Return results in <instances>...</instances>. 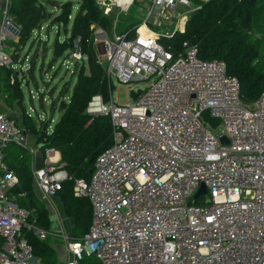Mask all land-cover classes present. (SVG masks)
Here are the masks:
<instances>
[{
  "label": "built area",
  "instance_id": "built-area-1",
  "mask_svg": "<svg viewBox=\"0 0 264 264\" xmlns=\"http://www.w3.org/2000/svg\"><path fill=\"white\" fill-rule=\"evenodd\" d=\"M97 1L112 17L136 6L138 25L117 34L113 19L112 37L96 25L95 43L111 83L115 77L131 94L147 82L149 90L138 101L119 102L113 88L108 100L96 94L88 103L92 117L110 116L115 140L97 156L88 180H74L92 219L82 237L65 236L66 264L90 254L102 264H264V91L246 104L225 61L200 58L189 41L178 51L162 42L184 33L204 0ZM10 5L0 0V65L24 70L7 49L21 30ZM85 58L78 48L71 57ZM206 111L220 119L218 126L204 119ZM27 137L0 102V264H38L23 230L41 239L49 234L29 222L33 210L15 202L18 178L3 161L4 147L26 146ZM47 154L34 171L44 198L73 180ZM202 184L207 190L195 198Z\"/></svg>",
  "mask_w": 264,
  "mask_h": 264
},
{
  "label": "trees",
  "instance_id": "trees-1",
  "mask_svg": "<svg viewBox=\"0 0 264 264\" xmlns=\"http://www.w3.org/2000/svg\"><path fill=\"white\" fill-rule=\"evenodd\" d=\"M10 12L21 27L18 44L27 43L33 32L49 21L48 29L54 25L58 27L53 43V60L71 58L77 48L86 56L75 63L73 73H77V81L72 92L67 94L69 83H66L58 96L54 95L56 88L49 93L51 113L62 112L51 129L49 125L38 124L24 104L22 85L24 81L37 82L34 71L38 53L30 58V67L26 70L0 65V98L8 106L15 103L23 106L21 122H17L28 134L38 137L44 150L54 148L60 151L61 162L73 177V180L63 183L57 194L63 200L67 215L74 220L71 238L77 239L89 230L92 208L87 198L75 195L74 180H88L97 156L115 140L110 116L92 117L86 112L94 95L101 94L108 100L114 88L104 64L99 61L95 43V26L109 29L113 17L97 0H11ZM61 29L65 30L64 38L60 37ZM184 41L198 44L202 59L225 61L227 73L239 79L244 103L250 104L260 97L264 91V0H208L201 3V8L189 18L184 33L178 32L162 40L166 47L172 46L175 51L182 49ZM17 46L13 52L14 61L24 63L18 59L20 51ZM12 77L15 78L14 83L11 82ZM1 108L7 112L2 105ZM215 119L219 124L220 119ZM3 161L18 178L11 189L15 202L33 210L29 222L49 232L47 238L41 239L33 230L24 228V236L32 244L37 257H42L45 264H54L52 254L56 250L50 240L49 211L34 189L31 154L24 146L10 142L4 147ZM81 264L102 263L95 254H90L83 257Z\"/></svg>",
  "mask_w": 264,
  "mask_h": 264
},
{
  "label": "rangeland",
  "instance_id": "rangeland-1",
  "mask_svg": "<svg viewBox=\"0 0 264 264\" xmlns=\"http://www.w3.org/2000/svg\"><path fill=\"white\" fill-rule=\"evenodd\" d=\"M208 0H204L206 2ZM77 9H75L76 12ZM136 6H133L130 9V13H124L121 12L117 15V13L114 14L113 19L114 21L118 20V25L116 28L117 34H120L122 32H125L127 30H130L133 25L138 24L141 19L134 15L133 13L136 11ZM154 24L157 22L156 20L153 21ZM152 20L149 21L150 24H153ZM50 25L49 21H46L43 23V25L35 30L32 34V37L29 39V41L25 44H18L19 38L17 40L11 39L7 43V49L9 51H15V47L17 45L19 48V55L18 59L20 61L24 60L25 68L30 67V58L35 54V52L38 53L36 56V67H35V75H36V81H31L27 83V81L23 82L22 89L24 93V104L26 108L28 109L29 113L35 119H37L38 124L42 125H49V128L51 129L54 125V123L60 118L61 111H56L54 113H51L50 111V96L49 93L53 91L55 88V96H58L60 90L63 88L64 84L69 83V92L68 95L72 92L73 87L77 81V73H73L75 70V63L71 58H59L57 60H53V43L55 37L58 35V27L56 25L50 27L48 29V26ZM173 29V27H171ZM70 32V28L68 30ZM109 35L112 37L114 33L113 26L108 29ZM60 37H65V30L61 29L60 31ZM29 54V55H27ZM26 57V58H25ZM53 64V67H51V63ZM112 83L115 90V97L119 102H128L130 100L132 101H138L141 98H143L147 91L149 90V86L147 85V82H143V86L141 89L133 91L131 94L128 92L129 90L124 84H119L117 79L115 77L112 78ZM44 97L43 105L41 103V99ZM247 101V100H245ZM254 104V102L250 103L249 105ZM4 107V104H3ZM203 117L206 121L210 122L212 125H217L218 120L211 117L210 111H206L203 114ZM70 221V220H69ZM72 221V220H71ZM73 223L70 222L65 225L64 229L68 231V233L63 234V236H71V233L73 232ZM51 237V235H50ZM58 239H61L63 241L62 236H56ZM66 246V241L63 242ZM56 249L58 252L52 254V258L54 261V264H60V258L62 254V249L56 246ZM39 262L38 264H45L42 260V257H38ZM68 260V259H67ZM66 260V262H67ZM58 262V263H57Z\"/></svg>",
  "mask_w": 264,
  "mask_h": 264
},
{
  "label": "crops",
  "instance_id": "crops-1",
  "mask_svg": "<svg viewBox=\"0 0 264 264\" xmlns=\"http://www.w3.org/2000/svg\"><path fill=\"white\" fill-rule=\"evenodd\" d=\"M25 68L24 70H26ZM28 83V82H27ZM0 102L3 108H6V111L8 114L12 115L18 122H21L22 119V114H23V106L19 105L18 103L13 104V106H8L6 102L0 98ZM26 108V106H25ZM27 112L29 115L28 109L26 108ZM27 150H29V153L31 154L32 157V169L33 171L43 167L46 162L48 161L49 155L47 154V151H50V157L54 160V162H61V153L60 151L54 149V148H48L44 150L42 147V143L38 141V137L34 135L28 134L27 137V145L24 146ZM35 192L38 195V197L45 203L48 211H49V217L51 221V244L56 250V253L58 250L56 249V246L62 249V254L60 264H66V260L70 257L69 252L66 249V246L64 245L63 242L66 241L65 236L63 234L68 233L64 229L65 225L72 222L73 227H74V220L67 215L66 210H65V205L63 203V200L59 196V194H56L50 198H44L42 195L41 189L37 186L36 181H35ZM70 220V221H69ZM72 220V221H71ZM56 236H62L63 241L61 239H58ZM69 237V236H68ZM58 263V262H57Z\"/></svg>",
  "mask_w": 264,
  "mask_h": 264
},
{
  "label": "water",
  "instance_id": "water-1",
  "mask_svg": "<svg viewBox=\"0 0 264 264\" xmlns=\"http://www.w3.org/2000/svg\"><path fill=\"white\" fill-rule=\"evenodd\" d=\"M220 140H221V142H222L223 145H227L230 142L229 139H228V137L225 136V135L220 136ZM90 172H92V169H90ZM206 190H207L206 185L205 184H202L200 190L195 195V198H197L201 193L206 192Z\"/></svg>",
  "mask_w": 264,
  "mask_h": 264
}]
</instances>
